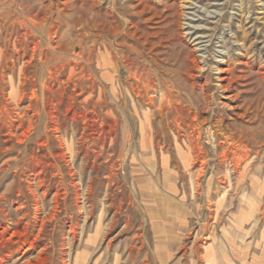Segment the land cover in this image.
I'll use <instances>...</instances> for the list:
<instances>
[{"label": "rangeland", "instance_id": "1", "mask_svg": "<svg viewBox=\"0 0 264 264\" xmlns=\"http://www.w3.org/2000/svg\"><path fill=\"white\" fill-rule=\"evenodd\" d=\"M0 10L5 12L4 19H9L7 27L17 22L13 28H9L13 32L12 41L20 38L27 29L33 34L30 40L42 44L45 52L55 42L65 44V47L67 45V54L62 55L64 58L61 55L52 56L53 62L61 64L63 72L61 70L53 82L47 79L46 85L51 93L44 91V97L52 98L58 104L56 115L61 124L62 139L65 146L69 145V150L67 146L65 150L66 159L75 174L73 178L68 174L69 168L59 157L62 152L57 141L50 140L49 149L36 145L39 139L46 141L42 132L51 121L46 117L44 107L54 112V108L48 104L43 106L42 90L37 86L41 113L38 122L41 126L32 133L31 145H28L29 156L23 154L16 178L12 171L4 177L0 170V194L9 193L15 200L16 189L21 184L27 197L24 200L25 209L16 214L14 211L18 204L9 200L1 203V209L6 208L9 219L14 223L23 214L30 213L32 216L34 201L26 189V181L39 168L30 157L35 155L39 160L47 161L45 157L49 150L57 156L60 176L64 180L59 183L61 179H55L51 175L52 169L46 168L43 183L38 185L36 181L33 182V190L41 201L42 216L51 213L57 186L63 197L58 200L56 218L46 225L34 249L24 259L19 253L14 254L9 264H23L28 260L35 264L38 252L44 246L48 248L44 253L47 260L44 264H207L206 248L211 245L218 254V261L213 262L215 264H264V192L261 191L264 187V0H0ZM31 16L38 17L35 28L28 21ZM94 19L99 24L106 22L113 28L116 26L117 31L108 33L105 40L98 38L100 51L96 49L91 54L93 37L90 25ZM50 28H56L57 34L54 35ZM4 32L0 36V48L8 40ZM169 36L174 37L171 43L166 42ZM198 36L204 37L201 46L195 41ZM145 37L153 44L164 40V47L172 44L169 52L160 50L156 56L160 58L166 82L175 72L179 75L182 72L178 61H175L178 55L181 60L187 57L196 60L197 67L194 63L191 66L195 68L197 80L201 85L211 87L209 95L213 94L214 97L208 109H203L206 100L200 88L192 95L186 90L181 92L185 95L184 100L188 101H184L183 106L192 103V111L196 107L203 111L200 110L198 115L197 124L202 125L203 133L198 142L203 147L207 165L200 178L196 177L200 165L188 170L183 167L175 143L177 139L183 148H190L189 125L195 123L185 114L179 117L175 112L158 111L161 95L166 88L160 89L157 85L158 93L153 107L133 97L124 99L132 80L121 63V57L126 53L123 46L135 48V44H140ZM104 42L111 63L107 69L101 65ZM20 46L23 47V44ZM75 48L81 53V58L71 55ZM144 51L146 58L155 56L153 50L145 48ZM164 51L168 54L164 55ZM238 56L241 60L237 59ZM68 61L72 62L71 68L76 76L73 84L65 86L70 75L66 66ZM92 68H97L99 77L108 73L114 78L113 84L100 83L98 89L102 87L105 92L101 99L98 97L100 91L94 98L90 93L88 77ZM228 69L235 77L232 83L234 89L230 93L220 88L225 83L219 79L227 76L223 74L220 77L219 71ZM26 72L32 76L35 71L30 67ZM6 82H9L8 77ZM3 88L10 93V88ZM229 96L235 98L229 100ZM235 102L242 106L241 114L249 109L245 123L234 116L232 106ZM27 106L28 99L19 108ZM70 106L72 109L68 111ZM146 111L151 115L148 135L152 151L148 150L145 156L140 149L139 122ZM31 115L32 112L29 117ZM73 115L86 116L87 122L80 118L72 121ZM177 120L182 127L179 135L175 129ZM220 121L223 123L220 124ZM216 123L223 125L222 133L228 135L243 127L249 131L248 138L252 141L250 158L242 163L238 172L230 162L218 163L214 143L216 132L213 129ZM46 134L50 138L54 136L49 126ZM5 139L7 137L2 138ZM33 145H36L35 148ZM29 146H32L31 149ZM18 149L23 150V146ZM14 155L0 158V167L17 157ZM194 155H199L197 147ZM163 156L167 158V164L162 162ZM145 157L152 158L153 162L143 163ZM21 169L23 171L20 172ZM189 174H193V179ZM246 198H254L259 203V210L258 214L242 222ZM30 224L34 226L32 220ZM11 227L12 232L21 229L16 225ZM71 227L75 237L70 232ZM36 234L37 231L32 232V235Z\"/></svg>", "mask_w": 264, "mask_h": 264}, {"label": "bare ground", "instance_id": "2", "mask_svg": "<svg viewBox=\"0 0 264 264\" xmlns=\"http://www.w3.org/2000/svg\"><path fill=\"white\" fill-rule=\"evenodd\" d=\"M4 14H5V12L0 10V36H1L2 32L5 31L7 34V37H8V40L7 41L4 40L5 42L2 43L3 47L0 48V158H6L9 156H13L14 154H16L17 157H14L11 160L6 161L5 164L0 167V170L3 174H5L4 177L7 176L12 171L13 172L12 175H14L16 178V175L18 173V168H20L19 166L22 163L21 158H22L23 154L25 156H29L28 145H29V143L31 145L32 133H34L33 131H35L36 129H38L41 126V123L38 122L40 120V114H41L39 111V106H40L39 104L40 103H39V98L37 97V94H36L37 93V86H40V88L42 90L41 92H42L43 106H46L48 104L50 107L54 108V112H52L51 110L47 111V109L44 107L45 115L51 121L49 124L45 125V129H44L45 131L42 132L43 133L42 135H43V137L46 138V141H41V139H39L40 141H38L36 143V145H38L39 148L46 147L49 149L50 145L48 144V142L50 140L52 141L53 139L55 141H57V144L60 148V152H62L61 156H59V157H62L64 159L66 166L69 168L68 174L70 175V177L73 178L75 174L73 173L72 168L69 166V161L66 159V153H65L66 146H67V149L69 150V145L66 144V146H65V143L63 142L62 135H61V131H62L61 130V124L59 122L60 121L59 116L56 115L58 104L54 103L52 98L45 99L46 97H44L45 96L44 91H48L49 93H51L50 87L47 86L48 84L46 85L47 79L49 81L53 82L55 78H58V76L60 75L61 70H62V66H60L61 64L59 65V64H57V62L52 61V58H53L52 56H54V55H61L62 56V55L67 54V50H66L67 45L65 47L64 46L65 44L62 45V43L58 44L55 42V45H53L50 49H47V52H45L41 48L42 44L40 45V43L34 42V40L33 41L30 40L29 37H32L33 34H32V32H29L25 28L24 25H22V26L26 30L24 32L22 31L23 34L21 35V37L16 39L15 41H12L11 39L13 36V32H11V30L9 28H10V26L13 28L17 24V22L16 23L13 22L9 27H7V23H9V19H4ZM132 15H134V14L132 13ZM36 19H38L37 16H31L28 19L29 22L33 23L34 28L37 26V24L35 22ZM89 25H90V23L88 24V27H89ZM90 26H91V33H92L91 35L93 37L90 53L93 54L96 49L97 50L99 49V51H100L97 39L101 38V39L105 40V38L108 36L107 35L108 33H110V32L115 33L117 31V27L115 26V28H113L110 25V23H106V22L99 24V22H97L96 19L93 20V22ZM120 26H122V25H120ZM50 29L54 35L57 34L56 28H50ZM193 29H199V28L193 27ZM37 30H38V28H37ZM123 32L124 31H122V33ZM120 34H119V36H121ZM123 36H121V37H123ZM147 38L145 37L141 42L137 40L138 42H140V44H135L136 45L135 48L128 46V45L123 46L124 49H126V53L123 54V56L121 57V61H122L121 63L123 64L125 69L129 72L130 79L132 80V84H130L128 86V90H126L128 93H126V95H125L126 97H124V99L125 98L127 99V97H131V98L133 97V99L135 98L136 100H138L142 104L147 103L146 106L153 107V106H155V102H156V100H155L156 96L155 95H157V93H158L157 87L159 86L160 89H162L163 87L166 88V92L162 93V95H161L160 106L158 108V111L160 113H162V111H164V110H167L170 112H175L179 117L182 116L183 114H185L186 117L190 118L195 123V124L189 125V128L191 130V132H190V138H191L190 148L187 146H186V149L183 148V146L181 144H179V141L177 139H175V143H176L177 155H178L179 159L181 160L183 167H185L188 170V169H190V167H192L194 165H197V164L200 165V171L196 176V177L200 178L204 174V169L207 165V161L205 159L206 157L204 158L205 153H203V149H202L203 147L201 148L199 145L200 142H198V140L201 137L200 135L203 134V133L201 134V131H202L201 126L202 125L200 126V124H197L198 123V115H199L200 110H201V112H203V111H202V109H200L198 107L194 108L195 111H192L191 109H192L193 105H192V103H190L191 101L189 102L190 103L189 106H183V102L186 100H184L185 95H183L181 92H182V90H186L187 92H189L192 95L193 93H196L197 90L200 88L201 93L206 100V103H205L206 106L203 109H208L209 105L211 104V101L214 97L213 94L209 95V91L211 90V87L208 85H205V84L201 85L199 83L200 81L197 80L198 76H196L194 74L195 68L191 66L194 63V66L197 67L198 63L196 62V60L195 61H193L194 59L190 60V58H188V57L185 58V60H181V58L179 59V57H178V55H176V53L174 54V55H176L175 61H176V63L178 61L179 65H180L179 67H180L182 72L180 73V75H179V73L175 72L174 73L175 75L171 76V79H169V81H168V82H170V84H168V82H166V80L164 79V72L161 71V63L159 62L160 58L158 59V57H156V56H158V53L160 50L166 49L165 51H168V48H170L172 44L164 47L163 46L164 40H162L163 42L159 41L157 44H153V41L151 40L152 42H149L147 40ZM179 39L181 40V37H179ZM203 39H204V37H202V36H198L197 38H195V41L197 42L198 46H201L204 43ZM57 40H59V39H57ZM126 40H128V39H126ZM158 40H159V38H158ZM135 41H136V39H135ZM171 41L172 42L174 41L173 36H169L166 38V42L171 43ZM21 43L23 44V47L20 46V45H22ZM0 44H1V42H0ZM102 48L104 49V54L101 55V57H102V64L101 65L104 69H107L111 65V63H110L109 56L107 53L108 48L105 45V42L103 43ZM145 48H147V50H153V52H155V56H152L150 58L144 57L145 56V53H144ZM173 49H175V48H173ZM165 51L163 52V54L164 55L168 54L169 51L168 52H165ZM163 54H161V55H163ZM71 55L75 56L77 58H81V53H78L77 48L74 49V51L71 53ZM171 55H173V54H171ZM130 56L134 57V58L131 59ZM187 56H190V55H187ZM237 59L241 60V57L238 56ZM59 60L62 61L61 57H59ZM160 61L162 62V60H160ZM73 63L76 66L78 65L77 62H73ZM226 63H227V61H226ZM71 64H72V62L68 61L67 65H66L70 71V75H69L67 82L64 83L65 86L68 84H73L74 80H75L76 74H74L75 70L71 68ZM98 65H100V64L98 63ZM117 65L119 66V64H117ZM30 67H33L34 71H35L32 74V76H28L27 72H26L27 69H29ZM232 70H233V68H232ZM232 70L228 69L225 71L224 70L219 71L220 77L223 74H227L226 77L219 78L220 81H222V83H225V85H223V86L220 85V88L222 90L224 89V92L227 91V93H230L231 91H233L231 89L233 88L232 83H233V81H235V77H232L233 76ZM62 72H63V70H62ZM97 72H98L97 68H95V69L92 68V70L90 71V74L88 77L89 88H90V93L92 94L93 98L95 97V94L97 93V91H100L98 97H99V99H101V98H103L102 96H105V92H104V89L102 87L98 89V87L100 86V83H105V82L109 83L110 82L111 84H113L114 78L112 76H110L108 73H103L102 75L100 74L101 77H99ZM243 73H244V71H243ZM7 77L9 78V82H6ZM3 86H5L6 88H10V93H7V89L3 88ZM75 92H76V90H75ZM78 96H80V94ZM114 97H115V95H114ZM234 98H235V96L227 97V99H229V100L234 99ZM26 99H28V106L26 108H19L23 104L24 100H26ZM71 100L74 101V98L71 97ZM186 102H188V101H186ZM71 109H72V106L69 107L68 111H70ZM232 109L234 112V116L239 119V122L245 123L244 120L246 118H248L249 114H250L249 109H245L244 113L241 114L240 111H243V108L241 105H238L237 102L234 103V105L232 106ZM30 112H32V115L29 117ZM168 114L171 115V113H168ZM163 115H165V114H163ZM150 116L151 115L148 111L144 112L143 118L139 122V128H140V134H141L140 149L145 156L147 155L148 150L152 151V145H151L149 135H148V132L150 129ZM76 118L77 119L78 118L83 119L85 122H87L86 116L80 115V117H79L77 115H73L72 121H74ZM153 118H155V117H153ZM173 121H174V119H173ZM201 123H203V122H201ZM222 123H223V121H220V124H222ZM220 124L216 123V126L213 127V129L216 132V138H214V140H215L214 143L217 147L216 150H217V154H218V163L219 164H226V163L230 162L233 165L234 169H236V171L238 172L241 169L242 163L244 161H247L250 158V152H251L250 146H251L252 141L250 140V138H248L249 131L246 127H243L242 129L240 128L241 129L240 131H237L236 133H234L232 131L233 133L228 135V134L222 133L223 132V130H222L223 125L220 126ZM163 125H164V123H163ZM175 125H176L175 129H177L178 135H179V133L182 132L181 131L182 127H181L180 121L177 120L175 122ZM48 126L50 127V131H52L54 134V136H52L53 138H50L51 136L50 137L47 136L49 134V131H48V134H46V131L48 130ZM164 126H166V125H164ZM168 128H170V127H168ZM155 130H156V128H155ZM86 131H87V129H86ZM157 132H156V134H157ZM229 132H230V130H229ZM212 133H213V131H212ZM109 134H111V133H109ZM213 135H215V134H213ZM165 136L166 135L163 136V139L165 138ZM169 136H170V134H169ZM3 137H7V139L2 140ZM194 138H196L197 140H194ZM130 139H131V137H130ZM202 139H203V137H202ZM127 141H129V140H126V142ZM162 141H164V140H162ZM12 143H14V144H12ZM153 143H154V141H153ZM166 143H168V142H166ZM169 143H170V141H169ZM8 144H11V145L7 147ZM129 144H130V142H129ZM36 145H33L34 148ZM22 146H23V150L20 151L18 148L22 147ZM153 146L155 147V145H153ZM31 147H30V149H31ZM195 147H197L199 149V155L198 156L194 155ZM57 150H59V149H57ZM205 150L206 149H204V151ZM51 151L52 150H49L48 156L45 157V159L47 161L39 160L37 157H35V155L34 156L32 155L30 157V160L35 162V165L37 166V168H39V171L35 170V172L32 173L30 175V177L28 178L29 180L26 181V183H27L26 189L29 191L28 193H30V195L34 201L32 216L30 213L23 214L22 217H19L17 219V221L14 223V222H12L13 220L11 221L9 219L10 215H9V212H7L5 210L6 208L1 209L2 208L1 203L2 202L6 203L9 200V201H11V203L18 204L17 205L18 208H16V210L14 212L18 215L20 213H22V211L25 209V201L27 200V197L23 192L21 184H19L18 188L16 189L17 194L15 197V200L13 197H11L9 195V193H8L9 191L7 192L8 194H2V195L0 194V264H7L8 261L10 259H12V256L14 254L18 255V253L20 254L21 259H24L30 253V251H32V249H34V247L36 246V241L38 239H40L41 236L43 235L45 228H46V225L49 222L53 221L54 218H56L55 215H56L57 208L59 206L58 200L62 196V195H60L61 193H60V190L58 189L59 186H57V189L55 191L56 194L54 195V198H53V207L51 209V213H49L48 215H43V216H42L43 210H42L40 198L38 197V195L35 194V192H34L35 190H33V187H34L33 182L34 181H36L38 185L39 184L41 185L43 183V178H44L43 173H45L44 170L46 168L52 169V170H50V171H52L51 175L53 177H55V179L57 177L59 179H61L59 183H61L62 180H64L60 176L61 175V169L59 168L57 161H56L57 156H54L53 154H51ZM55 153H57V152H55ZM68 156H69V154H68ZM142 160H143V163H145V164H149V163L153 162L152 158L149 159L147 157L143 158ZM162 160H163L162 162L164 164L168 163L166 157L163 156ZM27 162H29V161H27ZM231 164H230V166H232ZM25 169H27V168H25ZM134 169H136V168H134ZM21 171H23V170L21 169L20 172ZM27 171H29V170H27ZM2 173H1V175H2ZM19 174H21V173H19ZM62 174H63V172H62ZM46 175H47V173H46ZM189 175L193 179V174H189ZM258 180H260V179H258ZM74 183H75V181H74ZM11 188H13V187H11ZM90 190H91V188H90ZM261 191L264 192V187H263V189L261 188ZM28 193H27V195H28ZM45 195H46V193L44 192L43 193L44 198H45ZM254 198H246L245 201L243 202V208H242V214H241L242 222L248 221L249 216H252L253 214L258 212L259 203ZM1 218H3V220ZM30 220L33 221L34 226H32V227L30 224ZM190 222H191V220H190ZM191 224H192V222H191ZM14 225H16L18 228H21V229L19 231H13L12 232L11 226H14ZM200 228H201V226H200ZM29 229L31 232H29ZM70 229H71L70 232L73 233V236H74L75 231L73 230L72 227ZM33 231H37V234L32 235ZM71 233H70V235H71ZM47 249H48L47 246H44L38 252V256L36 258L37 261L35 262V264H44V262L47 261L44 258V253L47 251ZM5 250H6V252H5ZM205 257H206L207 264H215L213 262L218 261V254H217L216 248L212 245L208 246L206 248V256ZM64 263H66V262H64ZM23 264H33V263H31L28 260V261L24 262Z\"/></svg>", "mask_w": 264, "mask_h": 264}]
</instances>
